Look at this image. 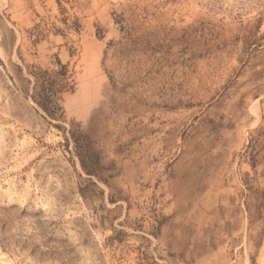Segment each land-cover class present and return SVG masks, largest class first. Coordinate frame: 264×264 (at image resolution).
Wrapping results in <instances>:
<instances>
[{"label":"rangeland","instance_id":"rangeland-1","mask_svg":"<svg viewBox=\"0 0 264 264\" xmlns=\"http://www.w3.org/2000/svg\"><path fill=\"white\" fill-rule=\"evenodd\" d=\"M0 264H264V0H0Z\"/></svg>","mask_w":264,"mask_h":264}]
</instances>
